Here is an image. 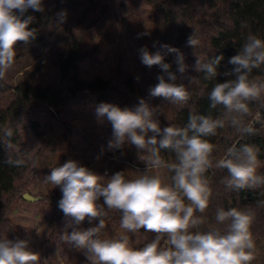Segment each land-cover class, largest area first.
Segmentation results:
<instances>
[{
    "label": "clouds",
    "instance_id": "1",
    "mask_svg": "<svg viewBox=\"0 0 264 264\" xmlns=\"http://www.w3.org/2000/svg\"><path fill=\"white\" fill-rule=\"evenodd\" d=\"M29 9L43 12V0H0V80L14 65L17 43L27 44L35 36L36 29L30 27L35 17L25 15ZM60 16L63 21L65 14ZM199 43L195 34L187 40L192 48ZM165 47L176 54L179 79L196 83L198 78L184 75L188 66L183 53ZM139 52L142 64L158 65L164 73L157 77L158 84L150 89V95L171 104L187 105L191 92L184 83L176 82L178 76L164 56L159 52L151 54L147 47ZM223 59V55L207 62L197 59L195 71L203 73V79L213 80ZM228 63L234 67L226 75H234L235 79L215 83L208 94L210 108L221 109L218 116L190 112L186 125L161 129L154 119L158 106H150L144 99L134 110L109 103L97 107V117L112 126L113 139L108 148L119 150L126 143L134 145L147 165L143 174L129 177L125 172H116L106 177L69 160L53 167L45 177L44 184L60 188L62 198L58 207L70 218L60 239L71 248L85 250L88 264H252L256 244L250 229L255 212L220 207L210 221L205 213L213 191L207 173L213 166L226 170L221 183L230 191L264 189L257 145L233 144L213 164L215 145L209 139L226 127L242 136L256 134L253 123L245 117L251 103L264 104V80L253 77L254 70H264V39L247 34L239 53ZM149 132L153 135L149 136ZM12 136V128L4 130L8 147ZM162 150L174 153V158L166 159ZM9 162L14 166L25 163L22 159ZM260 195L264 196V191ZM258 204L264 206V200ZM113 213L121 214V231L109 237L104 229ZM86 219L89 224L98 223L80 228ZM141 229L155 234V238L137 246L133 236L137 237ZM39 260V254L30 250L27 240L0 239V264H39Z\"/></svg>",
    "mask_w": 264,
    "mask_h": 264
},
{
    "label": "trees",
    "instance_id": "2",
    "mask_svg": "<svg viewBox=\"0 0 264 264\" xmlns=\"http://www.w3.org/2000/svg\"><path fill=\"white\" fill-rule=\"evenodd\" d=\"M153 6L155 12L152 19L157 28L145 46L151 54L159 52L163 55L165 62L171 64V71L176 74L179 73L175 63L176 54L168 52L165 46L183 53L187 70H190L192 77L198 78L194 84H185L191 92L189 103L171 104L161 97L150 95V89L158 84L156 72L163 74L158 65L148 67L142 64L143 68L140 65L139 82L131 73L118 74L110 79L80 78V63L89 54L83 50L82 40L72 35L67 51L56 59L59 85L41 87L37 80L38 74L34 73L16 87L15 98L9 106L0 109V227L3 224L11 226L9 216L16 198L23 191V180L27 179L29 183L38 174L33 158L25 151L22 131L30 128L37 135H42L59 130L62 139L67 142H71L72 137L81 132L57 118L52 110L56 112L68 105H78L96 114L101 103L134 110L140 99L153 107L162 102L163 105L158 107L154 116L161 129L170 125H186L190 112L211 114L213 117L220 115L219 107L210 108L208 94L215 83L235 79L234 75H226L234 67L228 61L239 53L247 34L252 33L264 39V0H155ZM16 14L19 15L18 10ZM25 15L35 17L30 27L36 29V33L30 42L42 41L43 27L53 20L54 10L47 11L44 8L43 12H35L29 9ZM242 24L247 27H242ZM194 34L200 43L192 48L187 45V40ZM218 55L224 57L217 68L218 75L213 80L203 79V73L195 71L197 59L207 62ZM253 77L264 80V70H254ZM249 108L250 112L245 119L253 123L256 134L242 136L231 127L218 130L215 137L209 138L215 145L213 164L224 156L227 148L243 143L257 145L260 148L258 159L264 162V104L253 102ZM44 119L46 120L43 121ZM7 128L13 129L11 147H8V138L4 137V130ZM128 146L129 159L145 163L138 155V149L134 145ZM161 154L166 159L174 158V153L169 150H162ZM16 159H22L25 163L14 166L9 162ZM259 172L264 174V165ZM226 175V170L214 166L208 170L213 195L205 215L212 221L216 209L220 207L251 209L255 212L250 229L254 241L264 242V206L258 204L264 200V196L260 195V191L264 189L230 191L221 183Z\"/></svg>",
    "mask_w": 264,
    "mask_h": 264
},
{
    "label": "rangeland",
    "instance_id": "3",
    "mask_svg": "<svg viewBox=\"0 0 264 264\" xmlns=\"http://www.w3.org/2000/svg\"><path fill=\"white\" fill-rule=\"evenodd\" d=\"M154 1L43 0L45 10H54L53 20L43 27L42 41L17 43L14 65L0 80V109L9 106L15 98L16 87L34 73L38 74L41 87L59 85L56 59L67 51L72 35L82 40L83 50L89 54L80 63V78L110 79L118 74L131 73L139 82L140 65L142 67L139 50L146 47L157 28L152 19ZM61 13L65 14L63 21ZM176 75L177 83L189 84L188 79H179L180 73ZM184 75L192 77L190 70ZM162 105V102L157 104L160 108ZM52 112L81 132L67 142L62 139L59 130L42 135H37L30 128L22 131L25 151L33 158L38 174L29 183L27 179L23 180V191L16 198L9 216L11 226L3 224L0 227V239L27 240L30 250L39 254V264H88L85 250L71 248L60 239L70 218H66L58 207L62 198L60 188L44 184L45 177L53 167L62 166L69 160L106 177L116 172H125L129 177L140 175L147 171V165L129 159L127 143L122 149L110 150L108 144L113 139L112 126L93 111L68 105ZM259 161L262 167L264 162ZM27 192L38 199L26 200L23 195ZM100 202L103 203V198ZM120 215L113 213L106 220V236L121 231ZM97 223L89 224L86 219L79 227L87 229ZM154 238L155 234L146 233L143 229L137 237L133 236L137 246H143ZM255 244L256 258L252 264H264V242L258 240Z\"/></svg>",
    "mask_w": 264,
    "mask_h": 264
},
{
    "label": "water",
    "instance_id": "4",
    "mask_svg": "<svg viewBox=\"0 0 264 264\" xmlns=\"http://www.w3.org/2000/svg\"><path fill=\"white\" fill-rule=\"evenodd\" d=\"M24 198L26 199V200H29V201H36L37 199H38V197H35V196H33V195H31L30 193H25L24 195Z\"/></svg>",
    "mask_w": 264,
    "mask_h": 264
}]
</instances>
